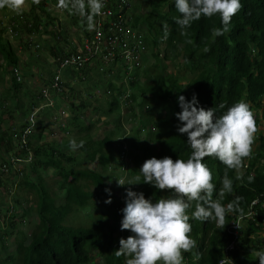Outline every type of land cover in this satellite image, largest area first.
<instances>
[{"label":"trees","instance_id":"16d2710c","mask_svg":"<svg viewBox=\"0 0 264 264\" xmlns=\"http://www.w3.org/2000/svg\"><path fill=\"white\" fill-rule=\"evenodd\" d=\"M28 1L29 10L26 13L12 16L8 24L3 27L0 21V59L12 69H16L18 57L10 42L5 39L4 33L7 26L17 25V28L12 29L14 31L17 29L27 38L20 40V42L26 43L24 45L26 48L30 47L28 43L30 36L44 33L42 30L47 28L49 34L56 41L55 45L49 48L51 56L56 59L67 50L68 43L65 40L62 41L60 37L61 33L58 30L56 18L45 9V5L48 2L51 4L52 1L41 0L38 6L32 4L31 0ZM241 3L243 8L233 17L230 30L219 37L213 36V29L222 27L218 15L211 19L202 17L193 22L191 27L185 30L186 34L182 35L174 20L175 17L180 16L175 8L174 0H150V12L147 15H136L132 19L134 27L140 28V23L147 24L149 30L159 36V41L169 48L172 56L170 58L163 56V60L172 61L178 57L191 75L187 84H182L175 75L165 73L163 63L160 62V55L155 53L154 66L148 68L150 75L147 83L141 86L135 82L132 83L137 94H133L131 100L135 103L138 96L141 98L139 103L141 112L146 113L151 107L161 110L153 122L156 129L153 137L157 151L150 158L162 159L169 156L173 160L179 158L186 160L191 152L187 143V135L178 132L181 122L177 119L176 113L181 111L178 104L180 95L191 100L195 94L199 102L198 107H203L206 110L214 108L217 116L226 112L227 108L236 102L244 101L250 105L253 113H257L255 118L257 126L264 132V0H241ZM164 9L166 12H163ZM132 17L133 15L130 19ZM153 20H157V26L152 23ZM165 24L168 25L169 30L167 39H164L163 26ZM10 73L12 76L10 87L4 89L2 93L6 101L10 98L14 99V105L11 108H6V113L10 112L11 115L8 116L12 119L14 112L22 109L23 99L26 98L31 103L33 95L23 90V85L16 80L11 70ZM76 74L83 79V82L88 79L82 69ZM2 83L3 77L0 75V85ZM108 86L113 92H118L112 84H108ZM188 91L189 94H187ZM78 95H82V93H78ZM79 97L81 98V96L76 98ZM85 104L83 100H80L78 105H75L73 101L70 104V120L77 127L79 133L76 141L77 143L81 140L84 141V146L78 150L84 155L86 162H93L97 159L99 165L106 166L113 160L110 153L115 136L113 131L118 132L121 127L115 125L114 130L106 132L101 139L95 142L90 137L92 125H80L78 115L81 114H78V111L84 108ZM220 105H224V107L221 108ZM118 108L119 100L117 96H113L108 102V109L100 114L102 116L111 114ZM130 110L133 113V106ZM4 113L5 111L0 113V148L4 149L7 155L24 158L26 153L17 150L19 137L15 136V132L3 131L1 128L5 118ZM138 121L141 129L144 130L147 127L146 120L143 117ZM105 126H108V122L105 123ZM262 132L253 145V157L245 161L247 165L244 167L243 178L238 180L236 171L228 170V176L233 181V192L226 194L221 202L227 205L237 197H242L243 199L239 201L242 211L229 214L226 217L228 223L223 229L217 228L213 221L200 222L190 218L189 223L192 225L190 235L197 241L198 247L191 253L183 254L186 264H219L225 256L230 260L225 264H259L255 253L263 250L260 240V236L264 233L262 227L263 208H257L254 220H245L240 236L237 237L239 241L237 246L228 251H225V248L233 238L229 228L230 222L244 214L246 207L253 199L264 194V134ZM129 146L140 148L136 140L130 142ZM29 147L32 151L33 161L31 162L34 166L54 169L61 177L59 187L65 192L64 203L61 206L56 205L55 199L42 185V179L38 177V183L33 184L23 177L24 169L22 170L21 179H23L18 185L19 191L22 186L28 190L35 202V212L39 223L31 232L28 244H25L26 238L23 233L19 232L16 252L11 259L18 261L19 264H89L92 259L91 251L94 250L101 256L104 264H125L126 258L117 257L115 253L120 247L119 240L127 238L132 233L124 230L121 232L122 237L113 236L114 231H120V223L123 218L117 220V223L106 233L104 228L109 224L111 216L101 207L100 213L97 214L90 227L82 225L75 227L66 223L76 209L96 203L103 196L109 194L105 191L108 187L104 185L101 175L87 168L75 169L74 166H72L74 169L70 168L72 164H75V160L68 153L58 152L52 147L42 150L41 146L33 147L31 143ZM40 156L43 157L39 159ZM7 160L9 157H6V160L0 165L7 164ZM136 160L138 158H135V163ZM203 163L212 170L213 183L216 185L213 198L218 199L219 190L222 187L221 181L226 171L225 166L211 157H206ZM132 173L134 177L141 175L138 172L137 164ZM0 175L6 176L1 172ZM7 176L12 177L11 175ZM249 176L254 177L251 183L248 181ZM140 182V184L126 185L124 194L126 195L127 190L131 189L135 192H142L146 199L150 198L153 201L163 195L165 197L172 195L170 192L157 190L154 186L143 183L142 176ZM91 185L102 188L105 195H95L90 190ZM109 198H111L110 194ZM15 203L20 205L17 200ZM193 211H195V202L188 210L190 217ZM11 227L14 229L16 225L11 224Z\"/></svg>","mask_w":264,"mask_h":264},{"label":"clouds","instance_id":"9594fccd","mask_svg":"<svg viewBox=\"0 0 264 264\" xmlns=\"http://www.w3.org/2000/svg\"><path fill=\"white\" fill-rule=\"evenodd\" d=\"M31 3L38 6L41 0H31ZM174 3L180 13L174 20L182 35L186 34L185 30L193 22L202 17L211 19L218 15L222 27L214 28L213 36H222L230 30L233 17L243 8L241 0H174ZM26 4L27 0H0V9L7 8L22 14ZM57 7L78 15L82 25L86 22L87 30H94L95 17L103 14L106 4L105 0H58ZM163 28L164 39H167L168 25L165 24ZM132 103L126 107L127 110ZM198 103L195 94L191 100L183 95L178 97L181 109L176 113L181 122L178 132L187 135L191 149L186 160H173L169 156L162 159L152 157L142 164L139 170L141 175L127 183L122 179L117 180L118 186L135 185L141 183L142 176L143 183L172 194L153 201L146 199L142 192L127 190L121 231L128 230L132 235L119 240L120 247L115 253L117 257L126 258L125 264H184L183 254L191 253L198 247L197 241L190 235V218L200 222L213 221L217 228L223 229L228 223L226 217L229 214L242 211L239 207L242 197L227 205L221 201L226 194L233 192V181L228 176V170H235L236 178L242 179L244 166L247 165L245 161L253 157V145L260 134L256 116L244 101L236 102L219 116L214 108L206 110L198 107ZM83 146L82 140L79 143L75 139L69 141L72 150ZM206 157L217 159L226 169L218 199L213 198L216 185L212 170L203 163ZM253 180L254 177H248L249 183ZM105 191L110 194L109 189ZM193 202L195 211L190 217L188 210ZM105 203L110 204L111 199ZM255 255L259 264H264V251H257Z\"/></svg>","mask_w":264,"mask_h":264},{"label":"rangeland","instance_id":"374dc122","mask_svg":"<svg viewBox=\"0 0 264 264\" xmlns=\"http://www.w3.org/2000/svg\"><path fill=\"white\" fill-rule=\"evenodd\" d=\"M131 9L129 12V17L133 13V17L135 15H147L150 8V0H130ZM45 9L52 16L56 15L54 7L51 4H46ZM134 9V11H133ZM29 10V1L27 0V4L25 5L22 13H26ZM166 12V9L163 10ZM18 15L15 12L10 11L9 9H0V21L1 26H6L8 24L9 19L12 16ZM20 15V14H19ZM58 15V19H59ZM132 17V18H133ZM60 22L57 24H61L62 34L75 32L76 28L79 30V21L75 16L70 18L61 17L59 19ZM157 26V20H153L152 22ZM140 28L145 34L146 40V49L145 55H143V63L144 69L142 71V78L140 79L138 85H144L148 81V76L150 75L149 69L154 66L155 59L154 54L159 53L160 62L163 63L165 73L173 74L176 78H179V81L182 84H187L191 75L187 71V67L181 63V59L177 57L172 61L163 60V56L166 58H170L172 56L169 48L159 41V36L154 35L151 30H149L147 24L140 23ZM47 29V28H44ZM48 30V29H47ZM46 30L45 33H41L36 35L35 39H33V43L38 42L40 45V49L33 50L31 47L24 46L26 43L20 42L22 39L20 38H5L7 39L15 53L18 57L17 67L18 71L21 74L20 82L32 94H39L41 89L44 88L49 79L51 78V74L53 72L54 63L49 54V48L55 45V42L51 38V35ZM154 35V36H153ZM43 39H48L45 41ZM29 42V41H28ZM22 46V50L21 49ZM1 71L0 75L3 77V83L0 85V111H5L4 113V123L2 124L3 130L7 131L9 128L19 129L23 126V120L26 113L27 99H23V105L21 106L17 112H14L12 115L13 118L10 119L8 115H11L10 112L6 113V108H11L14 105V99L10 98L7 101L4 98V94L2 93L4 89L10 87L11 80V67H8L4 62L0 59ZM97 77V75L92 76ZM76 89L71 91V94L68 96H78V93H81L82 90H86L90 88V83L80 84L75 86ZM113 88L117 91L123 93L126 90L125 85L119 80L113 83ZM132 88H134L132 86ZM102 89L104 87L102 86ZM110 90V89H109ZM111 91V90H110ZM134 93L137 94L136 89H133ZM113 94H117V92L111 91ZM189 94V91L187 92ZM55 98V97H54ZM85 107L78 111L80 116V125L90 126L92 125V129L90 131V137L97 142L109 132L110 130H114L115 125L120 126L121 129L114 130L115 136L113 137V143L110 147V153L112 155V162L108 163L106 166H101L95 159L93 162H86L84 155H82L78 149L72 150L69 147V141L72 139L77 140L79 137V133L77 132V127L71 122L70 119L66 120L65 117H62V121L66 122L64 127L58 126V121H54V117L56 116V112H51L50 108L44 109V113L41 114L40 120L38 121V129L36 128L35 133L31 137L30 143L33 147L41 146L42 150H47V147H52L56 151L61 153H68L75 160V164L72 166L76 168H87L88 170L98 172L103 181L104 185L108 187L110 190L111 203H105L106 200L109 199V194L105 195L103 193L102 188H98L95 186L90 187V190L95 195H105L103 198L96 202L85 205L81 208L76 209V211L67 219L66 223L72 226L82 225L83 227H90L98 213H100L101 209L106 213L110 214L111 219L108 225L104 228L105 233L110 231L112 226L117 223V220L123 218L122 209L125 207L126 195L124 194L125 187L128 184L123 186H118L117 180H124L127 183L129 180H132L133 169L135 165L138 166V172L140 173V168L145 160L149 159L153 156L157 151V145L155 139L153 137L156 129L153 125L156 117L161 113V110L155 107L148 108L146 113L141 112L139 108V103L141 98L138 96L137 101L132 105L133 113L131 110H127L126 107L122 106L116 109L113 113L102 116L100 114L102 111H106L108 109V104L104 97L92 99L85 97ZM72 99H70L71 102ZM59 103V102H58ZM60 103L57 105L60 111L65 107V110L68 111V106H64L60 108ZM26 106V108H25ZM95 109H94V107ZM83 114V115H82ZM254 115L257 116V113L254 112ZM71 117V116H70ZM69 117V118H70ZM146 120L147 127L142 130L138 119L143 118ZM256 118V117H255ZM108 122V126H105V123ZM118 128V127H117ZM261 129V128H260ZM18 131H15V133ZM262 130H259V133ZM258 133V132H257ZM264 134V132H262ZM82 136V135H81ZM136 140L139 143L138 149L133 146H129L130 142ZM77 142V141H76ZM256 142V141H255ZM6 155V156H5ZM6 157H9L5 154L4 149L0 148V164ZM43 156H40L42 158ZM135 158H138L135 163ZM33 161V159H32ZM1 166V165H0ZM68 167V166H67ZM24 178H26L29 182L33 184L38 183V177L42 179V185L47 189V192L50 196L55 199V203L58 206L63 205L64 203V190H61L59 187L61 177L58 175L57 171L51 168H38L33 165V162L30 164L24 165ZM74 169V168H72ZM141 174V173H140ZM23 179V178H22ZM21 177L15 178L14 176H1L0 175V264H19L18 261H14L11 259L12 256L15 255L17 239L20 237L19 232H22L26 238V243L28 244L30 241L31 232L34 230L35 226L39 223L37 214L35 212V202L32 200L31 196L28 193V190L24 186L19 187L18 185L21 182ZM32 194V193H31ZM163 197H165L163 195ZM16 200L20 203L17 205ZM101 207V209H100ZM12 225H16L13 229ZM119 229V228H117ZM121 223H120V231H114V237H122L121 235ZM264 235H261L260 240L262 241V251H264ZM126 239V238H125ZM92 259L89 264H104L101 256L94 250L91 251Z\"/></svg>","mask_w":264,"mask_h":264},{"label":"built area","instance_id":"2783aa9c","mask_svg":"<svg viewBox=\"0 0 264 264\" xmlns=\"http://www.w3.org/2000/svg\"><path fill=\"white\" fill-rule=\"evenodd\" d=\"M49 1H52V7H54L57 15L75 16L80 26L79 30L76 28L75 32L68 33L65 30V41L68 43L67 50L61 57L53 59L54 68L51 81L47 85L48 87L41 93L43 101H40L38 106L32 105L30 107L24 127L17 135L19 137L17 150L24 151L26 157L9 155L7 164L1 166L0 172L3 175H11L15 178L21 177L24 165L30 163L33 159L29 144L30 138L38 127L39 113L47 108L53 110L55 106L53 97L65 93L71 94L69 87L66 86V74H75L82 69L87 78H89V74L92 72L98 78L100 76L102 80L112 84L120 80L126 87L123 93L118 91L117 94H113L112 90L110 89V91L108 88L104 92L105 96H117L120 107H127L132 103L131 96L134 93L132 83H139L143 76V55H145L146 37L143 31L138 27H134L131 22L129 17L131 9L130 0H105L106 7L103 9V14L95 17L94 30H87L86 22L82 25L81 18L78 15L70 14L68 11L58 8V0ZM12 28H17V25L7 26V30L4 33L5 38L16 39L21 37L25 40L27 39L17 29L14 31ZM32 36L28 40L30 47L32 49L34 47L33 50L40 49L38 43H33ZM69 71L71 72L69 73ZM11 72H13L16 80L20 82L21 75L18 69L13 68ZM99 90H94L96 97H99L101 94V90ZM55 112L54 121L60 120L57 125L64 127L66 122H63L61 118L66 116L65 119L68 120L70 117L69 111L61 109ZM258 207L264 209V194L253 199L246 207V212L230 222L229 228L233 238L227 244L225 251L232 250L237 246L239 242L237 237L240 236L245 220H254ZM262 227L264 228V221L262 222ZM227 262H230V260L225 256L220 260L219 264ZM184 264H186L185 261Z\"/></svg>","mask_w":264,"mask_h":264},{"label":"crops","instance_id":"0c3cea01","mask_svg":"<svg viewBox=\"0 0 264 264\" xmlns=\"http://www.w3.org/2000/svg\"><path fill=\"white\" fill-rule=\"evenodd\" d=\"M48 4H49V2H48ZM133 11H134V9H133ZM131 15H133V13L131 14ZM139 15V14H138ZM68 17V18H70L71 17V15H67V16H64V15H61V17ZM136 16V15H135ZM134 16V17H135ZM54 17L56 18V20H57V23L58 22H60L59 21V19L61 18V17H59V19L57 18L58 17V15L56 16V15H54ZM133 17V18H134ZM133 18H131V22H132V19ZM62 24V23H61ZM61 24H57V26L59 27L58 28V30L60 31V37L62 38V41L63 40H65V38H66V34L64 35V34H62L63 32H62V30H61ZM46 30L47 29H43L42 31L45 33L46 32ZM48 31V30H47ZM47 33V32H46ZM33 37V39H35L36 37L35 36H32ZM51 38L53 39V41L54 42H56L55 41V38H53L52 36H51ZM43 40H45V41H48V39H43ZM36 43H38V42H36ZM52 47V46H51ZM20 50H22V46H21V49ZM49 54H50V56H51V53L49 52ZM17 55V54H16ZM51 58H52V61H53V56H51ZM17 69H19L18 67H16ZM71 71H69V73H70ZM21 75V74H20ZM94 74L91 72L90 74H89V78L87 79V80H85V82H83L82 81V78H80V76H78L76 73L75 74H72V73H70V74H66V76H65V79H66V82H67V84H66V86L67 87H69V90H71V91H73V89H76L75 88V86H77V85H80V84H85V83H90V88H89V90L87 89V90H82L81 91V93H82V95H78V96H81V98L79 97V98H76V97H78V96H68L67 95V93H65V94H61V95H59V96H56L55 98L53 97V99H54V103H55V106H54V108H53V110H51V112H53V111H56L58 108H59V106H57L59 103L62 105V107H64V106H68V111H69V113H70V110H71V107H70V104L72 103H70V99H73V102H74V104L75 105H78V102L80 101V100H83V101H85L86 100V98L85 97H89V98H92V99H97V98H101V97H104V99L106 100V102H107V104H108V102L110 101V99L114 96V95H110V96H105L104 95V92H105V90H106V88H108V89H111L109 86H108V84H112V83H110V82H108V81H104V80H102V78L99 76V78H97V77H92ZM51 76H52V74H51ZM22 79V78H21ZM50 80V79H49ZM82 81V82H81ZM21 83V82H20ZM22 84V83H21ZM48 85V84H47ZM45 86L44 88H42L41 89V91H40V93L39 94H32L33 95V97H32V99H33V101L30 103V101H28L27 102V104L29 103V105H28V107L26 108V106H25V108H26V115H25V117H24V120H23V126H22V128L24 127V124H25V120H26V118H27V116H28V113H29V106H38L39 105V103H40V101H43V99L41 98V93H42V91L46 88V87H48V86ZM113 85V84H112ZM102 86L104 87V89H102ZM24 87V86H23ZM101 90V94H100V96L99 97H96L95 95H94V90ZM23 90H26L25 89V87H24V89ZM99 90V91H100ZM26 91H28V90H26ZM29 92V91H28ZM35 99V100H34ZM59 102V103H58ZM70 103V104H69ZM61 105H60V108H62L61 107ZM94 107V106H93ZM63 109H65V107L63 108ZM94 109H95V107H94ZM2 111H0V113H1ZM42 113H44V110L42 111V112H40L39 113V117H41V114ZM70 119V118H69ZM39 120H40V118H39ZM38 120V121H39ZM4 123V122H3ZM1 128H2V124H1ZM22 128H20V130L22 129ZM2 130H3V128H2ZM19 129H12V130H10L9 128L7 129V132H15V131H18V132H16L15 133V136L16 135H18V133H19V131H20ZM3 131H5V130H3ZM9 156V155H8ZM237 173V172H236Z\"/></svg>","mask_w":264,"mask_h":264}]
</instances>
